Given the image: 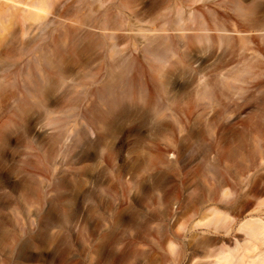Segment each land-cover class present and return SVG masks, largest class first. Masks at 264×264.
I'll list each match as a JSON object with an SVG mask.
<instances>
[{"label":"rangeland","instance_id":"1","mask_svg":"<svg viewBox=\"0 0 264 264\" xmlns=\"http://www.w3.org/2000/svg\"><path fill=\"white\" fill-rule=\"evenodd\" d=\"M234 1L54 0L26 34L15 25L0 46V264L198 263L197 240L227 227L217 202L250 179L245 120L259 93L248 84L263 78L264 43L252 32L261 52H238L236 39L264 25V0ZM51 33L56 72L29 71L20 42ZM157 45L172 57L154 60ZM103 86L125 115L100 122Z\"/></svg>","mask_w":264,"mask_h":264},{"label":"bare ground","instance_id":"2","mask_svg":"<svg viewBox=\"0 0 264 264\" xmlns=\"http://www.w3.org/2000/svg\"><path fill=\"white\" fill-rule=\"evenodd\" d=\"M7 1H10V2L18 4V5L21 4V6L25 7V9L21 12H23L25 14L21 15L22 20H19L20 17L18 18V14H16V12H17L16 10H15L16 12L13 10L16 15L14 14V12L12 10H10V11H12L13 13H9L10 11H9L8 7L6 8L4 6L5 8H3L2 7L3 3L1 4L2 6H0V46L3 45V47H4V44L7 45L5 42L6 40H7V43H9L10 40L15 36V32H17L16 31L17 28H15L16 24H18L20 26V28H21L20 31L23 34L24 33L26 34L27 30H29L32 27V25L35 26V23H37L39 21L40 22L43 21L44 20L43 13H45V11L47 9L53 8L52 6H54L56 4L54 2V0H7ZM80 1L81 0H77V3ZM236 1H238V0H236ZM242 1L243 0H241V3H242ZM234 4H235V1H234ZM235 5H237V2ZM234 10L235 11L237 10L238 13H236V14L240 16L241 13H239V12L241 9H240L239 5H237V8ZM18 13H19V11H18ZM63 14L69 15L67 10H64ZM242 14H244V12ZM65 15H63V16H65ZM243 18H244V16H243ZM248 19L249 18H247L245 20H248ZM252 23H253V21H252ZM249 24H251V22ZM18 25H16V27ZM244 25L242 24V26H244ZM252 25H254V24H252ZM232 26H234V25H231V27ZM229 27H228V29H229ZM217 28H220V27H217ZM217 28H216V30H217ZM223 28H225V27H223ZM236 28H238V27L234 26L233 29L236 30ZM231 30H230V32H231ZM58 31L59 30H57V33H56L57 35H59V34L61 35L63 33L62 31H60V33ZM63 31L66 32L64 28H63ZM243 31L245 33H243ZM223 32H224V30H223ZM252 32H253V34L259 35V39L261 37L260 42H262V45H263V43H264L263 42V40H264V25L252 26V27L247 26L246 29L243 28V30L241 32L242 34H240V35L236 34L239 36V37L237 36L238 38L236 39L237 40V44H236L237 49L236 50H238V52H240L242 50H246L247 53H248V51H252V52L254 51V53H256V51L261 52L259 40H258V42H256L257 39L255 40V38L253 37L252 34L250 36V33H252ZM1 34H3V35H1ZM243 34H244V36H241ZM245 34L247 36H245ZM222 35H224V34H222ZM52 36H53V33H51V37L49 35L47 36V38L48 37L51 38L49 40L48 39L45 40V38L44 39L41 38L38 40L34 39V41L32 43H25L27 41H25V42L21 41L20 42V45H21L20 48L22 50L21 52L23 54L22 56H24V58L25 57L28 58L29 59L28 63L32 64V66L29 65L30 67H28L29 71L35 72V71H39L40 69L43 68L42 69L43 72H56L57 69L55 66L54 67L52 66V62L50 60L51 57H49L54 52V49L57 48V47L55 48V46L57 44L56 43L57 39L55 40V38H57V37L54 38V36H56L55 34L53 37ZM256 38H258V37H256ZM14 39H15V37H14ZM224 39H225V36H224ZM234 40H235V38H234ZM153 41H155V40H153ZM229 41H230V37H229ZM153 43L156 44L155 42H153ZM233 45H235V44L233 43ZM157 46L159 49L157 48ZM157 46H156L157 50H156V48L154 49V47H153L154 50L151 49V51L152 50L153 51L152 52L149 51V52H151L150 54L153 55V59L155 58L154 60H157L158 62L162 63L166 59V55H168L170 57L173 54L172 48L168 49V47L166 48V46H165V50H164L159 45H157ZM167 46H169V45H167ZM167 50H169L168 53H167ZM170 51H172V52H170ZM49 52H50V55H49ZM260 54L262 55V53H260ZM145 55H148V54H145ZM250 55H251V53H250ZM252 55H253V53H252ZM168 56H167V58L169 59ZM54 57L55 56L53 55V60H54ZM236 57H238V56H235V58ZM57 58L58 57H56V59ZM263 58H264V51H263ZM249 59H250V57H249ZM181 60L182 59H180V62H181ZM244 62H245V60H244ZM40 65H42L44 67L38 68ZM262 65H264V63L257 64V66L255 65L254 67L255 68L257 67V68L264 70V68H261V67H263ZM66 66H68V65H66ZM156 66H158V65H156ZM57 68H59V67H57ZM249 68L251 69V66ZM69 69H70V67H69ZM152 69H154V68H152ZM161 70H162V68H161ZM247 70H249L248 67H247ZM247 70H244V71H247ZM58 71H60V69H58ZM66 71H68V69ZM236 71L239 72L237 69H236ZM236 71L232 68H230V70H227V68L225 66H221L219 72L224 73V72H236ZM62 72H63V70H62ZM153 72H155V69ZM156 72H159V74H160L159 67H157ZM223 73H221V75H220L221 77H220V81H219V86H220L219 100L221 102L220 104L222 107L221 108L222 109L221 114L225 115L226 113H228L227 109L225 108L226 105L223 106V101L226 98L227 77ZM259 73H261V72H258L257 74H259ZM257 74L255 72V75H257ZM261 74L263 76L262 79H258L257 81L250 82V84H248V85H250V89H252V90L249 89L250 91L254 90V91H258V93H259V96L256 99V101H257L256 102V109L254 108L256 110V112L253 113L250 117H248L245 120L246 124L248 125L249 135H250L249 136V138H250L249 150L247 153V157L245 156V158L248 159V162H246V164L248 163L247 169H248V172L250 173L248 191L243 196H238V198H235L234 200L217 202L219 209H217V210L213 209V211H212L213 215H215L219 220L224 222L227 225V227L224 231H219V229L214 228L215 233H213L212 236H207V237H204L200 240H197V242L193 245V249H192L193 250V253H192L193 257H195V256L199 257V261L197 264H264V198H263L264 191L259 190L260 186H264V72H262ZM181 76H183V75H181ZM185 77H183V78H185ZM238 77L239 76L236 75V77H234L233 80L240 81L238 79ZM255 79L253 78V80H255ZM181 80H183V79H181ZM119 81H121V80H119ZM157 82H159V80ZM126 83H128V82H126ZM152 85H154V84H152ZM126 86H124V87H126ZM158 86L161 88L163 87V85H158ZM103 87H105V86H103ZM108 88H110V87H108ZM108 88L107 87L103 88L104 89L103 94H101L102 98H104L103 96H105V98L107 97L106 98L107 110L101 114L98 113V111H97L98 119L101 120L100 122L105 120V118L108 115L114 116L115 112H116L115 110H117V109H121L120 114L125 115V113H126L125 108L122 106L123 100L122 101L120 100L122 97L121 98L119 97L121 95L115 96L114 93L110 92V89H108ZM238 88H242V87H238ZM155 89H158V88H155ZM112 90L113 89H111V91ZM113 91H115V90H113ZM104 99H103V102H104ZM172 106H173V104H172ZM245 106H247V104H243L240 107H245ZM237 116L240 117V115H237ZM105 121H107V120H105ZM249 143H247V144H249ZM238 151H240V150L238 149ZM244 155H245V153H244ZM248 196H250V198H248ZM243 214H247L246 215L247 217L245 219H243V221L236 222L237 219H235L234 216H242Z\"/></svg>","mask_w":264,"mask_h":264}]
</instances>
